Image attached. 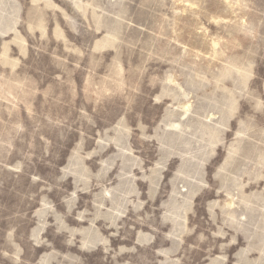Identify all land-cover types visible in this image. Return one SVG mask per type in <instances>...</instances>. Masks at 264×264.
<instances>
[{
  "label": "rangeland",
  "instance_id": "obj_1",
  "mask_svg": "<svg viewBox=\"0 0 264 264\" xmlns=\"http://www.w3.org/2000/svg\"><path fill=\"white\" fill-rule=\"evenodd\" d=\"M0 264H264V0H0Z\"/></svg>",
  "mask_w": 264,
  "mask_h": 264
}]
</instances>
